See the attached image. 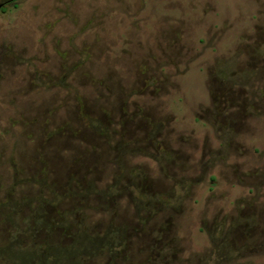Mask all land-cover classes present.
<instances>
[{"label": "rangeland", "instance_id": "374dc122", "mask_svg": "<svg viewBox=\"0 0 264 264\" xmlns=\"http://www.w3.org/2000/svg\"><path fill=\"white\" fill-rule=\"evenodd\" d=\"M0 264H264V0H0Z\"/></svg>", "mask_w": 264, "mask_h": 264}]
</instances>
